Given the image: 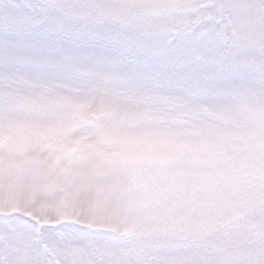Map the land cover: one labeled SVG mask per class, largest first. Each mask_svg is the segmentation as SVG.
Instances as JSON below:
<instances>
[{
  "label": "snow or ice",
  "instance_id": "1",
  "mask_svg": "<svg viewBox=\"0 0 264 264\" xmlns=\"http://www.w3.org/2000/svg\"><path fill=\"white\" fill-rule=\"evenodd\" d=\"M0 264H264V0H0Z\"/></svg>",
  "mask_w": 264,
  "mask_h": 264
}]
</instances>
